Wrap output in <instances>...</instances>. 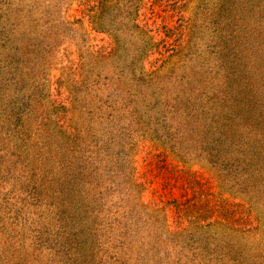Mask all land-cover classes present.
<instances>
[{
  "label": "rangeland",
  "instance_id": "374dc122",
  "mask_svg": "<svg viewBox=\"0 0 264 264\" xmlns=\"http://www.w3.org/2000/svg\"><path fill=\"white\" fill-rule=\"evenodd\" d=\"M101 2L0 0V264H264V0Z\"/></svg>",
  "mask_w": 264,
  "mask_h": 264
},
{
  "label": "trees",
  "instance_id": "16d2710c",
  "mask_svg": "<svg viewBox=\"0 0 264 264\" xmlns=\"http://www.w3.org/2000/svg\"><path fill=\"white\" fill-rule=\"evenodd\" d=\"M19 1H22V0H18V3H19ZM133 1L134 0H130V2L128 1V0H125V3H126V6H127V8L130 10L131 8H132V5H134L133 4ZM12 2H13V0H12ZM119 2H121V0H114V2L112 3V4H109V6H104L102 3L103 2H101V4H97V6H94V5H86V11H87V13H86V15H87V17H90L89 19H91V21H94V23L95 24H97V25H99V24H101L102 22H104V21H102V17H103V15L104 14H102L103 12L105 13L106 11H109V14H110V17H114L118 12H119V10H120V8H118V3ZM128 4H129V6H128ZM96 7V8H95ZM95 9V10H94ZM138 8H136L135 7V10H137ZM101 11H103V12H101ZM101 12V13H100ZM114 20H111L110 22L112 23ZM99 22H101V23H99ZM105 24H107L106 22H105ZM117 24V23H116ZM96 25V26H97ZM123 25H125V24H123ZM122 25V26H123ZM110 28V27H109ZM141 30L143 29H147V28H144L143 26H142V28H140ZM107 30L109 31V29L107 28ZM14 60V59H13ZM18 63L19 64H21L20 62H19V60H18ZM16 65H17V63H16ZM73 71H75L74 70V68H73ZM76 73V72H75ZM27 100H28V98H25V97H21V99L20 100H15V102H14V104L11 106V110H12V112L13 113H15V114H17L18 116H22L24 113H23V108L24 107H22L26 102H27ZM2 102H1V100H0V104H1ZM24 106H26V105H24ZM95 108H97V107H95ZM14 116V115H13ZM89 149H91V148H89ZM96 149H95V147H93V153H95V155L97 154L96 152ZM79 158H82V159H84L85 157L84 156H80ZM94 159H95V161L97 160V158H96V156L94 157ZM72 177V176H71Z\"/></svg>",
  "mask_w": 264,
  "mask_h": 264
}]
</instances>
